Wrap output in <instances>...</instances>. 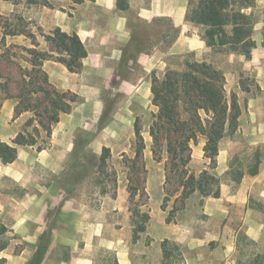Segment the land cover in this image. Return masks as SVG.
<instances>
[{
    "label": "crops",
    "instance_id": "1",
    "mask_svg": "<svg viewBox=\"0 0 264 264\" xmlns=\"http://www.w3.org/2000/svg\"><path fill=\"white\" fill-rule=\"evenodd\" d=\"M188 1L0 0V14L29 21L40 47L46 42L36 27L43 33L59 27L76 34L86 51L77 71L52 59L43 62L51 84L74 93L76 101L60 114L40 149L38 142L17 145L12 162L0 160V264H27L45 231L48 241L38 264H99L102 251L112 254L116 264H261L264 156L258 173L245 174L238 183L221 179L218 197L194 191L170 221L166 218L172 205L162 206L165 172L150 171L144 185L148 203L141 204L145 209L137 207L149 220L137 236L127 168L116 171L112 184L94 172L72 192L62 185L81 149L100 156L103 147L109 148L103 139L110 133L135 134L142 115L136 109L157 112L151 100L152 77L180 70L170 65V58L190 54L192 60L218 69L198 25L186 20ZM16 39L28 40L20 33L6 41ZM15 104L13 98L0 101V141L10 145L28 128L25 122L31 116L28 111L15 115ZM150 125L137 124L145 168L155 161ZM205 140L199 135L190 143L188 168L195 174L208 168ZM222 140L213 170L218 177L228 169Z\"/></svg>",
    "mask_w": 264,
    "mask_h": 264
},
{
    "label": "trees",
    "instance_id": "2",
    "mask_svg": "<svg viewBox=\"0 0 264 264\" xmlns=\"http://www.w3.org/2000/svg\"><path fill=\"white\" fill-rule=\"evenodd\" d=\"M252 2L189 0L186 20L200 27L201 38L208 47L227 48L249 58L255 46L252 38L254 21L245 8L250 7ZM3 17L0 14V101L13 98L16 101L15 115L30 112L31 116L25 125L32 126V131L17 133L13 139L14 145L0 141V160L8 163L15 159L17 145H34L40 139L41 143L37 146L40 149L60 114L68 112L76 101L74 93L57 90L51 84L42 68L43 62L52 59L65 64L70 71H77L86 51L76 34L65 33L59 27L49 33H43L36 27V32L46 42V47H40L35 33L26 29V26L13 27L8 21L2 22ZM20 33L29 39L28 45L7 44V36ZM150 89L152 104L157 107L149 128L151 150L153 158L159 162L162 161V150L165 151V196L162 206L165 208L174 196L166 218L170 221L173 213L183 206L184 200L194 191L203 197H218L220 178L213 170L216 167L219 143L227 134L235 132L242 108L236 93H227L224 74L206 61L186 60L183 69H168L161 78L153 76ZM135 135L139 145L133 162L135 170L139 171L137 164H142L143 142L137 124ZM199 135L206 138L203 152L209 164L208 168L195 174L188 168L191 159L190 143L196 142ZM108 152L109 148H102L99 156L101 163L105 161ZM262 156L263 151L256 146L243 169L230 166L227 171L229 178L238 183L245 174L258 173ZM128 180L130 198L138 192L145 193L144 186L137 179L134 186L131 185V179ZM173 182L175 184L170 188L166 187ZM137 207H132L134 216H138L135 220V236L145 229L149 220L148 213L140 212ZM48 235V231L42 234L35 255L27 264H38L43 258ZM116 262L113 256L108 264Z\"/></svg>",
    "mask_w": 264,
    "mask_h": 264
},
{
    "label": "rangeland",
    "instance_id": "3",
    "mask_svg": "<svg viewBox=\"0 0 264 264\" xmlns=\"http://www.w3.org/2000/svg\"><path fill=\"white\" fill-rule=\"evenodd\" d=\"M252 1V5L245 8V11L252 15L254 21L252 38L256 45L251 51V56L246 58L244 55L232 52L227 48L212 49L213 52L210 53L213 64L226 75L227 93L235 92L243 109L242 115L238 118L235 132L227 134L221 143L222 155L228 158L227 171L230 166L243 169L256 146L261 148L264 156V0ZM1 21H8L13 27L22 25L27 26L28 30L35 29L26 20L16 22L14 18L8 20L3 17ZM12 43L28 45L29 39H16L7 42L8 45ZM186 60H192V56L187 54L182 57H173L169 59V62L173 67L183 69ZM248 98H250L249 105L246 103ZM136 110L142 112L137 121L140 128L146 123L150 122L151 124L153 115L147 109L138 108ZM25 130L32 131V126L25 128ZM109 135L110 138L103 139L109 145V152L104 162L101 163L98 155L86 149L79 151L80 155L69 165L62 179V185L68 192L75 190L77 184L84 179L93 177L94 172L100 173L101 176L104 175L103 177L107 179L109 184H112L116 171L125 167L128 169L131 185L134 186L137 179L138 183L144 186L150 171L155 172V174L164 171V149L162 150V161L158 163L156 160H151L149 162L152 165L150 166L151 169L145 168L146 162H144L141 152L142 164H137L141 171H136L133 162L135 150L139 145L136 135L131 132L117 134L112 132ZM42 136H44V131H42ZM86 139L85 135L82 136V141H86ZM38 143H41L40 139H38ZM123 149H126L127 152H123ZM150 155L153 157L152 153ZM229 177L230 175L227 172L219 176L220 180L230 179ZM172 184L175 183L167 184L166 187L170 188ZM173 200L174 196L167 202L169 207L172 205ZM260 201L264 206V197ZM146 202L148 203L146 192L136 193L131 201L132 207L141 206L140 209H145V206L141 204ZM112 259L113 255L108 252L98 253L99 264H108ZM263 262L264 259L261 260V263Z\"/></svg>",
    "mask_w": 264,
    "mask_h": 264
}]
</instances>
